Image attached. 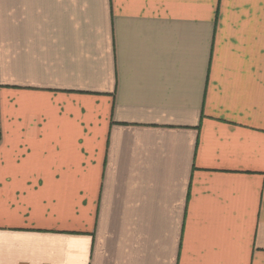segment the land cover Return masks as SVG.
I'll return each instance as SVG.
<instances>
[{
	"label": "crops",
	"instance_id": "1",
	"mask_svg": "<svg viewBox=\"0 0 264 264\" xmlns=\"http://www.w3.org/2000/svg\"><path fill=\"white\" fill-rule=\"evenodd\" d=\"M0 264H264V0H0Z\"/></svg>",
	"mask_w": 264,
	"mask_h": 264
}]
</instances>
